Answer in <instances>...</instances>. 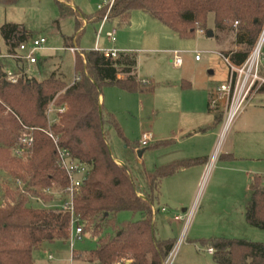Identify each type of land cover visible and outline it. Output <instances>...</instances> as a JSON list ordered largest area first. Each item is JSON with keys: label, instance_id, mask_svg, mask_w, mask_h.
Returning a JSON list of instances; mask_svg holds the SVG:
<instances>
[{"label": "trees", "instance_id": "16d2710c", "mask_svg": "<svg viewBox=\"0 0 264 264\" xmlns=\"http://www.w3.org/2000/svg\"><path fill=\"white\" fill-rule=\"evenodd\" d=\"M61 1L55 0L60 16L71 15L75 21V34L64 38L66 46L72 45L73 40L79 42L83 20L101 22L107 11L106 6L90 17L70 9L68 0ZM132 11L145 13L181 39L192 38L196 31H211L212 37L223 45L231 36L240 49L221 54L237 67L248 58L264 28V0H113L107 20L128 26ZM209 15L213 18L211 28ZM9 28L4 30L7 44L14 47L25 40L17 35V26ZM74 71L75 79L67 86L54 74L42 81L22 75L12 84L0 70V169L14 166L10 177L23 186L13 192L6 188L0 195V264H34L32 253L43 243L66 242L69 238L68 214L31 206L52 204L53 195L47 191L53 187L63 190L68 185L50 139L35 130L32 147L21 157L3 148L15 144L22 126L46 129L45 113L53 101L57 108L65 106V111L58 115L51 132L58 137L59 146L87 168L86 181L73 200V209L82 233L96 241L89 262L163 264L164 244L156 235L154 221L161 182L204 164L206 159L182 160L154 168L146 173V187L140 192L128 167L118 165L111 155L107 127L119 136L121 133L99 96L106 87L148 94L154 91V85L137 78L136 59L123 53L116 59L95 51L85 52L82 57L76 53ZM259 93H264V88ZM121 212L138 213L140 219L117 223L116 215ZM244 215L249 226L264 230L263 178L253 180ZM208 244L217 264H264V243L215 239Z\"/></svg>", "mask_w": 264, "mask_h": 264}, {"label": "rangeland", "instance_id": "374dc122", "mask_svg": "<svg viewBox=\"0 0 264 264\" xmlns=\"http://www.w3.org/2000/svg\"><path fill=\"white\" fill-rule=\"evenodd\" d=\"M109 2L71 0L87 15L96 12L98 6L106 7ZM135 17H139L138 20ZM143 18L145 20H141ZM212 19L209 15L210 28ZM11 26L18 27L17 35L27 39V46L36 38L46 40L47 49L35 52L37 64L27 67L28 78L42 81L55 74L67 86L74 81L75 56L64 50L63 39L73 37L75 21L71 15L60 16L55 0H15L12 3L0 0V70L5 73L16 72L13 62L3 58L9 52L4 30ZM111 29L116 31L114 45L119 47L121 43L132 48V52L125 51V55L136 59L140 79L155 87L148 94H130L115 87L102 90L105 111L113 116L121 133L119 136L112 127H107L111 155L128 167L142 192L146 187V173L169 165L184 154L174 137L188 109L183 84L195 88L203 84L212 91L226 81L228 68L216 54L221 48L214 38L196 31L192 38L181 39L141 11L131 12L128 26L108 23L104 33ZM96 30L97 26L92 24L83 28L78 43L80 57L94 45ZM104 33L100 40L103 47L110 45ZM230 43L231 36L223 45L231 49ZM173 51L183 54L180 68L171 63ZM196 54L200 55L201 62H195ZM223 122L222 113L214 147L206 162L199 166L202 167L199 174L198 168H194L161 182L155 202V232L164 244V258L173 250L171 264H217L207 252L210 240L264 243V230L249 226L244 215L250 198L249 187L254 179L264 177V102H248L224 132ZM144 134H151L153 143L140 148ZM193 139L184 144L195 143ZM163 142L167 144L153 147ZM13 146L3 148L12 152ZM12 171H15L14 166L0 169V195L6 188L11 192L16 187L23 188L22 184L12 181ZM192 173L195 179L186 185L183 180ZM48 194L53 195L52 204L32 203L31 206L50 208L59 203L54 187ZM115 219L117 223L137 221L140 214L121 212ZM95 247V239L85 233L77 236L72 229L66 242L43 243L32 253V258L34 264H94L89 259Z\"/></svg>", "mask_w": 264, "mask_h": 264}, {"label": "built area", "instance_id": "2783aa9c", "mask_svg": "<svg viewBox=\"0 0 264 264\" xmlns=\"http://www.w3.org/2000/svg\"><path fill=\"white\" fill-rule=\"evenodd\" d=\"M112 4L107 5V11L101 20L100 28L97 32V39L101 35L103 25L107 21V15ZM103 6H98L97 9L102 10ZM237 23L234 24L236 26ZM199 34H204L203 31H198ZM115 31L112 30L105 34L108 41H114ZM46 40L43 38H36L31 40L30 45L26 43H20L16 47V51L3 55V58L14 61L18 65L23 62L32 65L36 63L35 52L45 49ZM64 50L68 51L72 55L80 53V50L75 46L67 47ZM95 52L101 53L105 58L115 59L118 52L116 50H104L99 49L98 46L94 49ZM219 55L228 68V74L226 81L219 85L216 90L211 93L209 98V109L216 111L220 105L223 108V128L222 132L226 131L228 127L234 122L236 116L242 111L245 105L264 88V70L262 69V63L264 61V28L257 40V43L248 58L241 66H234L229 63L228 58L223 55ZM173 67L179 68L183 63L182 53L173 51L171 52ZM195 61L200 59V55L196 54ZM6 80L12 84L22 76L26 75V72L18 69L15 73L7 72ZM65 111V106L60 108L55 107L54 101L51 102L46 109V129H36L22 126V130L19 132L15 144L12 148V154L15 157H21L24 152L28 151L34 142L33 133L35 130L41 131L52 142L55 154L57 157V165L61 171H63L67 177L68 185L63 190H56L58 196V204H53L49 209H52L56 213H65L69 215V236L72 229L77 236L82 233V228L79 225L78 219L74 215L73 200L80 188L83 186L87 178V168L84 164L74 160L70 153L61 148L58 144V137L55 136L50 127L57 121L58 115ZM152 141L151 134H145L142 136L139 147L146 148ZM264 183V179H263ZM49 191H47L48 193ZM164 211V210H162ZM69 239V238H68ZM208 254L212 255L213 250L208 249ZM173 250L165 258L163 264H171ZM51 259V256L48 257Z\"/></svg>", "mask_w": 264, "mask_h": 264}, {"label": "crops", "instance_id": "0c3cea01", "mask_svg": "<svg viewBox=\"0 0 264 264\" xmlns=\"http://www.w3.org/2000/svg\"><path fill=\"white\" fill-rule=\"evenodd\" d=\"M68 1L69 2H68L67 5H68V7L70 9L77 10L78 12L82 13L77 7H75L71 3V0H68ZM61 2H63V1H61ZM112 2H113V0H110L109 4H112ZM97 12H98V9L96 10V12L91 13V14H88V15L87 14H84V13H82V14H84L86 16L92 17ZM138 18L139 17H135V20H138ZM91 20H89V21L83 20L82 21V27H81L82 30H83V28H85V26H88L89 24H92L93 26H97V30L95 32L94 45L87 52L94 51V49L96 48V46H98L99 49H104V50H111V49H113V50H116L118 52V54L119 53L125 54V51L132 52V48L129 47V46L123 45L121 43H119V45H120L119 47H117V46L114 45L115 35H116V31L114 29L107 30L104 33V30H105L106 25L108 23L110 24L111 22H117L116 20H107L105 22V24L103 25V28H102L101 35L99 36L98 39L96 37H97V32H98V30L100 28V23L101 22L93 23ZM141 20H145V19L143 18ZM143 22H147V21H143ZM112 30L115 31V35H114V41L113 42H110V41H108L106 39L105 34L108 33V32H110V31H112ZM103 33H104V39L108 43H110L109 46H105V47L100 46V40L102 38V34ZM142 34L145 35V32H143ZM211 38H213V37H211ZM144 39H145V37H144ZM26 41H27V39H25L24 41H22V43H26ZM63 43H64V49L67 48V47H71V46H75L77 49H79V47H78V43L79 42L76 43L74 40H73L72 45H70V46H66L65 45L64 39H63ZM230 45H232L231 49H227V47H225L224 45H220L219 44L221 50H220V52H216V53L222 55L221 53L224 52V51H228V50L237 51V50L240 49L239 46H236L233 43V39H232V44L230 43ZM16 47H17V44L14 47L11 46L10 44H8V48H9L8 49V51H9L8 53L13 52V51H16ZM45 49H47V48H45ZM48 50H50V48H48ZM134 51H136V50H134ZM80 52H81V50H80ZM171 60H172V58H171ZM12 62L13 63H11V64H12V66H14L15 71H17L18 69H21V70H23V71L26 72L27 71V67L31 66V65H29V64H27L25 62H23L21 65H18L14 61H12ZM195 62H201V58L198 61H195ZM36 64H37V61H36L35 64H32V66H34ZM182 65H183V63H182ZM182 65H181V67H182ZM138 68L139 67H138V64L136 62V75H137V78L139 80H141L142 82H144V80L140 79V77L138 76V73H137L138 72ZM262 69L264 70V61L262 63ZM226 79H227V75H226ZM72 83H73V81L70 84H72ZM223 83L224 82H221L219 85H221ZM219 85H216L214 87V89L211 91L207 85H203L202 84V85H200V86H198V87L195 88V87L189 86L186 83L183 84V87L182 88H183L184 91H182V93H185L186 94L185 95L186 96L185 100H186V104L188 106V109L186 110L187 114L185 115L183 121L180 122V125L179 126H181V127L178 129L179 130L178 135L177 136H174V137L176 139L175 142H177L178 144H180L182 146V148H183L184 151L182 150L181 152L184 153V154L181 155V156H178L177 157V160H175V162L178 161V160L179 161H182V160H188V159H207V155L210 153L211 149L214 147L215 139H216V136L218 134V127H219L220 119H221L222 113H223V108L219 105L216 111H212V110L209 109L208 103H209V98H210L211 93H213ZM263 98H264V93H258L250 101L256 100L257 103L258 102L259 103H263L264 102ZM99 102L104 107V100H103L102 95L99 96ZM210 111H212L213 113H211ZM190 138L191 139L198 138V139H197V141L195 139H193V140H195L194 141L195 143H189L188 145L187 144H184V142L185 141L188 142V140H190ZM152 143H153V139L148 144V146L151 145ZM115 162L117 164H122L121 162L117 161L116 159H115ZM199 166L200 165L194 166V167H192L190 169H187V170L180 171L177 174H180V173H183V172H189L190 170H192L194 168H198L196 170H198V174H199V169L202 168V167H199ZM192 177H193V173H192V175H188L183 180L186 185H189L190 183L193 182V180L195 179V177L193 179H192ZM263 179H264V177H263ZM250 188H251V186L249 187V191H250ZM162 210H164V209H162Z\"/></svg>", "mask_w": 264, "mask_h": 264}, {"label": "water", "instance_id": "95a60500", "mask_svg": "<svg viewBox=\"0 0 264 264\" xmlns=\"http://www.w3.org/2000/svg\"><path fill=\"white\" fill-rule=\"evenodd\" d=\"M205 35H206L207 37L210 38V37H212V32H211V31H208V32L205 33ZM141 154H142V152L140 151V152L138 153V156L140 157Z\"/></svg>", "mask_w": 264, "mask_h": 264}]
</instances>
